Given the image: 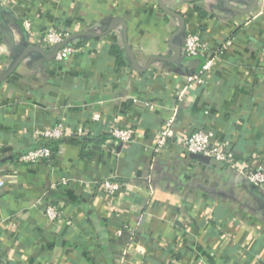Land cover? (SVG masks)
<instances>
[{"label":"crops","instance_id":"obj_1","mask_svg":"<svg viewBox=\"0 0 264 264\" xmlns=\"http://www.w3.org/2000/svg\"><path fill=\"white\" fill-rule=\"evenodd\" d=\"M0 5V264H264V186L176 142L203 128L250 168L264 163V0ZM50 27L72 33L71 60L43 45ZM187 34L215 60L180 100L204 59L184 55ZM175 106V139L155 153ZM113 118L136 129L130 144H104ZM57 122L85 126L83 152L62 139L53 161L19 162ZM109 178L128 180L115 197L99 188Z\"/></svg>","mask_w":264,"mask_h":264},{"label":"built area","instance_id":"obj_2","mask_svg":"<svg viewBox=\"0 0 264 264\" xmlns=\"http://www.w3.org/2000/svg\"><path fill=\"white\" fill-rule=\"evenodd\" d=\"M1 6V5H0ZM26 30L30 29V22L23 23ZM42 43L52 51L53 59L57 62H67L78 52L77 46L73 42L72 33L68 30L50 27L46 28L42 33ZM231 44V40H226L222 47H227ZM182 50L187 58L203 57L201 65L197 71L187 78V84L183 87L179 94V99L183 97L185 92L194 84H203L214 65V56L208 55V46L205 41L197 34H187L182 41ZM0 45V54L3 53ZM264 52V45L262 46ZM2 67V65H0ZM149 109L153 108L151 104H146ZM177 114V107L175 106L172 114L165 120L164 126L158 131L155 137L154 152L159 153L160 150L167 144L168 140L175 139L173 132V124ZM98 116H93L92 120H98ZM116 119H112V124L104 144L111 142H121L123 144H130L136 134V129L129 126H119L115 124ZM38 140L58 141L62 139L81 138L88 135L87 129L84 125L68 126L64 122H57L56 124L36 130L34 132ZM212 132L203 128H194L186 136L176 138V142L180 144L183 150L189 154H201L207 156L210 162L215 166H226L229 169L235 170L242 174L246 180L257 187L264 186V163L258 164L255 168H250L247 163L238 161L232 150L221 146L212 141ZM60 153L59 148L53 150L50 146L41 145L29 149L26 153L19 157V162L27 164H37L42 162H51ZM127 179L122 181L113 178L105 179L99 185V188L105 195L115 197L126 185ZM62 183L66 184V180L62 179ZM0 185L2 182L0 181ZM148 190L152 192L151 184H148ZM44 216L50 223L58 222L61 218V211L54 204H46L43 209Z\"/></svg>","mask_w":264,"mask_h":264},{"label":"trees","instance_id":"obj_3","mask_svg":"<svg viewBox=\"0 0 264 264\" xmlns=\"http://www.w3.org/2000/svg\"><path fill=\"white\" fill-rule=\"evenodd\" d=\"M112 52H114V51L112 50ZM118 61H120V60L118 59ZM69 140H71L72 142H74V143H76L78 145L81 144V150L83 152V150L85 149L84 145L87 142H89L90 140H92V139L87 138V135H86V136H83L81 138H72V139H69ZM97 141L101 142L102 140L101 139H98ZM48 142L49 143L46 144L47 146H50L53 150H56L57 149V145H56L57 144L56 143L57 141H48Z\"/></svg>","mask_w":264,"mask_h":264},{"label":"water","instance_id":"obj_4","mask_svg":"<svg viewBox=\"0 0 264 264\" xmlns=\"http://www.w3.org/2000/svg\"><path fill=\"white\" fill-rule=\"evenodd\" d=\"M193 159L199 160L204 163H209L210 159L207 156L201 154H190Z\"/></svg>","mask_w":264,"mask_h":264}]
</instances>
